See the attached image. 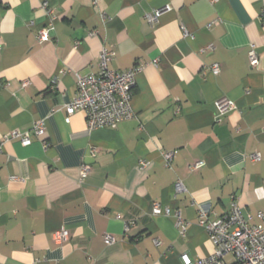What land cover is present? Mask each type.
Segmentation results:
<instances>
[{"label":"crops","instance_id":"obj_1","mask_svg":"<svg viewBox=\"0 0 264 264\" xmlns=\"http://www.w3.org/2000/svg\"><path fill=\"white\" fill-rule=\"evenodd\" d=\"M42 1L0 0V143L46 127L29 146L14 140L0 152V264L205 258L214 247L200 213L213 220L232 203L249 225L264 226V0H49L56 22L39 43ZM103 49L112 53L108 69H142L134 116L90 131L80 112L66 122L63 106L77 76L97 72ZM222 98L235 108L219 114ZM173 151L166 165L162 153ZM178 180L184 192L175 194ZM154 203L179 211L185 236L174 218L152 215ZM60 230L69 239L57 244Z\"/></svg>","mask_w":264,"mask_h":264},{"label":"built area","instance_id":"obj_2","mask_svg":"<svg viewBox=\"0 0 264 264\" xmlns=\"http://www.w3.org/2000/svg\"><path fill=\"white\" fill-rule=\"evenodd\" d=\"M100 0H93L98 4ZM46 17V24L37 31V40L44 43L49 40V32L53 31L56 22L54 10L49 4V0H43L40 5ZM162 9L154 11L147 15L150 23H155ZM34 26L32 22L29 23ZM184 36L187 34L184 31ZM77 43H75V46ZM112 53L102 50L98 57L97 72L87 75H78L76 81V94L67 102L63 109L66 115V122L74 113L80 112L84 115L86 127L93 131L101 128H114L120 122L131 119L134 113L131 108V98L135 87V77L141 71L140 66L132 67L125 71L110 70L107 63L111 60ZM250 67H256L258 56L254 51V46L249 47L247 53ZM213 74L220 70L218 64L210 67ZM57 80L54 78L53 83ZM23 82V85H27ZM219 114L227 113L235 108L233 102L227 99H220L216 103ZM46 127L43 121L34 123L27 132L17 130L11 131L0 143V152L5 143L17 140L22 146L31 144V135L39 137L44 134ZM176 155V151L162 153L166 163ZM252 160L258 161V155H252ZM142 168L147 164L142 162ZM202 165L197 162L188 167L189 171L195 172ZM90 171V167L83 164L80 168V181L82 182ZM184 192L182 183L178 180L174 184V193ZM152 215L172 217L175 219L176 227L179 229L180 236H185L187 231V222L182 219L179 211L162 207L154 203ZM262 218V215H259ZM198 225L208 234L213 244L214 252L201 259H192L187 255L181 256L182 264H264V226L255 227L248 224L243 217L240 207L232 203L230 210L220 217H214L213 220L207 219L204 213H200ZM54 241L62 244L69 239V233L66 230H60L54 233ZM104 243L110 245L113 242L112 237L104 235ZM229 259V261L227 260Z\"/></svg>","mask_w":264,"mask_h":264}]
</instances>
